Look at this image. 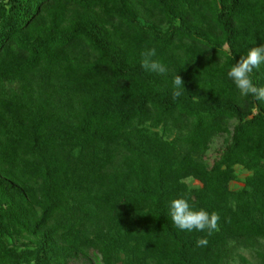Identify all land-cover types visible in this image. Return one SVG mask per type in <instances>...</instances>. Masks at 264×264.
I'll use <instances>...</instances> for the list:
<instances>
[{"label": "trees", "instance_id": "obj_1", "mask_svg": "<svg viewBox=\"0 0 264 264\" xmlns=\"http://www.w3.org/2000/svg\"><path fill=\"white\" fill-rule=\"evenodd\" d=\"M260 44L264 0H0V264H264V101L227 76Z\"/></svg>", "mask_w": 264, "mask_h": 264}, {"label": "clouds", "instance_id": "obj_2", "mask_svg": "<svg viewBox=\"0 0 264 264\" xmlns=\"http://www.w3.org/2000/svg\"><path fill=\"white\" fill-rule=\"evenodd\" d=\"M155 56L156 49L154 47L145 49L141 53V67L146 71L164 74L167 69L161 62L154 59ZM262 65H264V44L249 47L246 55L241 56L239 61L228 69L227 76L234 83L241 97L250 95L257 101H264V86L254 84L251 77L253 70H259ZM173 84L177 89L181 86L184 87V82L179 75L174 78ZM179 95V91L174 92V96ZM169 215L172 222L180 230L206 231L209 236L218 230L220 215L217 212L209 213L203 208L196 209L183 196L170 201ZM207 244L206 237H201L196 241L197 247H203Z\"/></svg>", "mask_w": 264, "mask_h": 264}, {"label": "rangeland", "instance_id": "obj_3", "mask_svg": "<svg viewBox=\"0 0 264 264\" xmlns=\"http://www.w3.org/2000/svg\"><path fill=\"white\" fill-rule=\"evenodd\" d=\"M217 141V140H216ZM219 141L215 142L216 144ZM237 170L240 178H243L248 171L243 168L241 165H237ZM190 185H198L200 181L195 178H187L186 179ZM243 181L240 180H233L231 182V187L238 188L243 185ZM233 244L235 242H232ZM259 247V246H258ZM260 248H264V240L261 241ZM256 249L257 247H245L243 245H239L237 253L230 259L231 264H258L257 257H256Z\"/></svg>", "mask_w": 264, "mask_h": 264}]
</instances>
